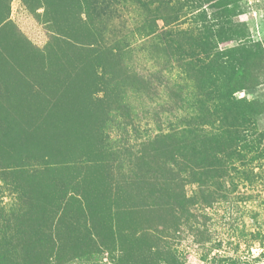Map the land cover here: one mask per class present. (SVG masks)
<instances>
[{
    "label": "rangeland",
    "instance_id": "obj_1",
    "mask_svg": "<svg viewBox=\"0 0 264 264\" xmlns=\"http://www.w3.org/2000/svg\"><path fill=\"white\" fill-rule=\"evenodd\" d=\"M64 1L65 8L61 0H12L5 25L20 36L16 50L29 64L50 44L67 66L58 87L41 75L20 76L16 88L34 92L43 83L38 95L50 102L77 91L75 123L88 125L64 132L75 142L60 156L43 157L21 139L12 145L0 116L5 254L21 262L20 246L38 244L32 215L53 203L58 215L75 208L83 191L105 208L102 236L87 231L90 221L63 224L54 238L66 253L44 264H264V0ZM62 19L80 39L64 33ZM153 19L186 43L150 40L142 28ZM231 110L245 120H224ZM229 131L248 139L246 157L213 159L219 139L233 149ZM70 247L85 250L76 256Z\"/></svg>",
    "mask_w": 264,
    "mask_h": 264
},
{
    "label": "trees",
    "instance_id": "obj_2",
    "mask_svg": "<svg viewBox=\"0 0 264 264\" xmlns=\"http://www.w3.org/2000/svg\"><path fill=\"white\" fill-rule=\"evenodd\" d=\"M11 1L12 0H0V47H3L2 51L0 49V89L5 91L4 93L8 92L7 97L3 92V95L0 93V116L6 120L5 122L9 125L12 131L11 136L8 139L12 145H17V143H19V139H21L22 143L19 145L27 147L33 144L30 148L41 151L43 157L51 154L60 156L59 154L54 153L64 150L66 146L75 142L72 139H67L64 132L70 131L75 127L80 128L81 131H86V127H88L87 122H82V125L75 123L74 115L77 113L79 104H71V102L74 97L78 100V92L74 90H67L63 95L52 97L51 99L53 102H50L44 94L38 95L39 91H43V83H41V87H38L34 92L33 90H29L30 87L25 88L22 86V90H20V88H16V86L19 87V83H21L19 79L20 76H29L35 79L41 75L42 77H46V81L47 78L49 79V76H51L53 81V85L51 86L53 88L58 87L59 85L57 84L56 79L62 75L67 66L63 64L64 61H57L58 49H55L56 47L54 45H48V47L50 46V49L46 48L47 53L40 50L41 52L38 55L39 60H36L38 62L35 65L32 63L29 64L30 60L29 58L27 59L26 52H22V54H20V52L16 50V46H18L21 40L20 36L15 34L12 30H5L7 29L6 26H9L10 24L9 14L11 12ZM61 1L63 7L65 8L64 4L67 3L64 0ZM74 1L76 6H80L78 0ZM50 6L52 7L49 8L48 13L51 15L53 9L56 6L59 7V5L56 4ZM161 6L163 5H160L157 10H159ZM166 16V21L164 19L166 23H170V21L174 18L172 15ZM62 20L63 23L59 26H61L64 33H68L73 38L80 39L81 33L71 31V25L67 22L68 19L65 21L64 19ZM156 26L158 27L156 20L153 19L149 22L146 21L142 28L143 30H146L147 28L150 29L151 34H153L152 37H150V40L153 39L154 42L161 38L164 40V45L169 48H173L175 44H180V42L187 40V37L185 36H180L178 33H173L171 30L157 29ZM84 38L86 37L84 36ZM52 56L55 57L56 61L50 59ZM49 62L51 66L50 68ZM15 74H18V77H15ZM47 86L50 88L48 83ZM228 101H231L229 97ZM3 104H8V107L6 108ZM8 112H13L15 114L7 117L9 114ZM231 112L232 110L229 112V115L222 113V118H224V120H228L230 123L233 121L237 122L242 118L239 114ZM78 114L81 118H86L87 121L89 120V117L86 116L85 111H83L81 107L78 109ZM242 119L245 120L244 118ZM229 135L230 138L228 140L231 141L233 149H225L226 139H219V141H217V143L213 146V159H218V152L222 153L225 157L228 156L229 159H238L239 156H242L243 158L246 157V154H243L240 149L242 148L241 143H243V141H247L248 139L240 140V138H237L233 140V136L230 131ZM209 140L212 145L213 139L210 138ZM233 142H235V147ZM246 144L248 146V143ZM248 150L252 152L257 151L258 149L251 147L248 148ZM22 153L23 152H20L19 154L22 155ZM53 185L56 186L55 183ZM75 186V191L79 192L80 186L78 184ZM61 193L62 191L58 188L56 200L58 195ZM77 202L78 205L75 208H67V206L64 208L61 207L62 211L59 215L60 206L58 207L57 212V210L53 208V206H55L54 203L52 204V207L38 211L39 213L37 214L34 213L32 218H30V221L32 222V225H34L33 229L35 235L39 238L37 240L38 244L31 245V247H27L25 245L20 246V249L23 252V258L21 262L13 263L11 258L5 254L6 249L0 242V264H44L50 261L56 252L59 253V256L63 255L66 253L64 252V242L57 244L58 242H56L54 238V235L61 236L62 231L59 227L63 224H72L80 220L86 224L90 221L91 227L87 229V231L94 230L95 233L93 234L101 237L102 234L99 233L98 224L102 222L101 211L103 212L105 208L101 205L96 206L101 203L98 201L93 202L89 194L83 193V191L81 193V198H79V200L77 199ZM48 232L49 235H47L46 238L41 237V235H46ZM20 249L18 248V253L20 252ZM69 249L70 250L67 251L69 254L79 256L77 254H80L83 250H85V247L79 249H72L70 247Z\"/></svg>",
    "mask_w": 264,
    "mask_h": 264
}]
</instances>
